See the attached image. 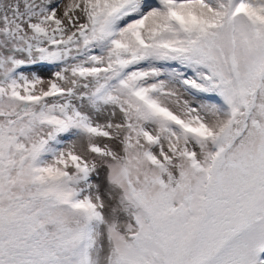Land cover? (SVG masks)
Wrapping results in <instances>:
<instances>
[{"label": "snow or ice", "instance_id": "1", "mask_svg": "<svg viewBox=\"0 0 264 264\" xmlns=\"http://www.w3.org/2000/svg\"><path fill=\"white\" fill-rule=\"evenodd\" d=\"M0 264H264V0H0Z\"/></svg>", "mask_w": 264, "mask_h": 264}]
</instances>
